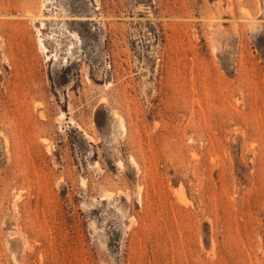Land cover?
Returning <instances> with one entry per match:
<instances>
[{
    "label": "rangeland",
    "instance_id": "obj_1",
    "mask_svg": "<svg viewBox=\"0 0 264 264\" xmlns=\"http://www.w3.org/2000/svg\"><path fill=\"white\" fill-rule=\"evenodd\" d=\"M0 264H264V0H0Z\"/></svg>",
    "mask_w": 264,
    "mask_h": 264
},
{
    "label": "bare ground",
    "instance_id": "obj_2",
    "mask_svg": "<svg viewBox=\"0 0 264 264\" xmlns=\"http://www.w3.org/2000/svg\"><path fill=\"white\" fill-rule=\"evenodd\" d=\"M45 4L46 3H43V5H42V7H45ZM36 13V12H35ZM38 13H39V11H38ZM40 14V13H39ZM38 15V14H37ZM40 25H41V23H40ZM39 25V26H40ZM37 31V30H36ZM38 44H40V47H42L43 48V45H42V43L41 42H39ZM42 50H44V49H42ZM108 86V85H107ZM120 125H121V123H120ZM121 128H123V126L121 127Z\"/></svg>",
    "mask_w": 264,
    "mask_h": 264
}]
</instances>
